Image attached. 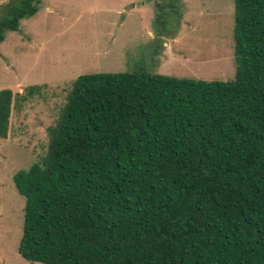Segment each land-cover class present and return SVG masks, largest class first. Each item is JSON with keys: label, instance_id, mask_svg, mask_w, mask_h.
I'll return each instance as SVG.
<instances>
[{"label": "trees", "instance_id": "trees-1", "mask_svg": "<svg viewBox=\"0 0 264 264\" xmlns=\"http://www.w3.org/2000/svg\"><path fill=\"white\" fill-rule=\"evenodd\" d=\"M233 2L232 80L139 70L72 82L45 155L13 175L22 259L264 264V0ZM37 11L38 0L10 5L0 44ZM43 87L0 90V139Z\"/></svg>", "mask_w": 264, "mask_h": 264}, {"label": "rangeland", "instance_id": "rangeland-1", "mask_svg": "<svg viewBox=\"0 0 264 264\" xmlns=\"http://www.w3.org/2000/svg\"><path fill=\"white\" fill-rule=\"evenodd\" d=\"M16 1L0 0V20ZM157 2L38 0L34 16L4 33L0 90L44 87L11 109L7 138L0 139V264H41L17 251L25 200L13 175L45 155L47 129L78 76L143 70L205 81L234 78L233 0H166L164 12Z\"/></svg>", "mask_w": 264, "mask_h": 264}]
</instances>
